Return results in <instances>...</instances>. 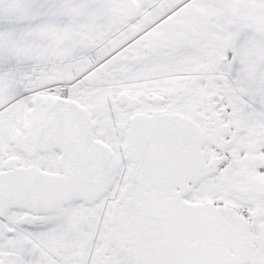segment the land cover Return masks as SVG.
<instances>
[{
	"label": "snow or ice",
	"instance_id": "1",
	"mask_svg": "<svg viewBox=\"0 0 264 264\" xmlns=\"http://www.w3.org/2000/svg\"><path fill=\"white\" fill-rule=\"evenodd\" d=\"M0 264H264V0H0Z\"/></svg>",
	"mask_w": 264,
	"mask_h": 264
}]
</instances>
